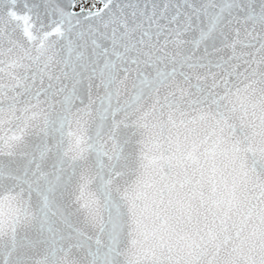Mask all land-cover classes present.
I'll return each mask as SVG.
<instances>
[{
  "label": "snow or ice",
  "instance_id": "obj_1",
  "mask_svg": "<svg viewBox=\"0 0 264 264\" xmlns=\"http://www.w3.org/2000/svg\"><path fill=\"white\" fill-rule=\"evenodd\" d=\"M0 264H264V0H0Z\"/></svg>",
  "mask_w": 264,
  "mask_h": 264
}]
</instances>
